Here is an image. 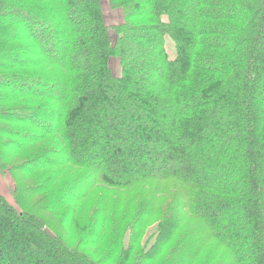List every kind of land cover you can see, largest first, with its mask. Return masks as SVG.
<instances>
[{"label":"trees","instance_id":"16d2710c","mask_svg":"<svg viewBox=\"0 0 264 264\" xmlns=\"http://www.w3.org/2000/svg\"><path fill=\"white\" fill-rule=\"evenodd\" d=\"M0 170V264H264V0H0Z\"/></svg>","mask_w":264,"mask_h":264},{"label":"rangeland","instance_id":"374dc122","mask_svg":"<svg viewBox=\"0 0 264 264\" xmlns=\"http://www.w3.org/2000/svg\"><path fill=\"white\" fill-rule=\"evenodd\" d=\"M103 9L105 12V18H106L108 25L114 26V25H117V24H120L123 22V13H122L121 9H117V10L112 9V7L108 1L103 3ZM79 11H80V8L78 9V12ZM36 30H38V27H36ZM46 49L49 50L50 49L49 46L46 45ZM168 49H169L171 54H174L173 45H168ZM111 61H112L111 66H112V69L114 70L115 75L119 76L121 74V63H120V61L117 58H113ZM150 64H151V62H150V58H149L148 67ZM18 118H20V119L24 118L23 114L19 115ZM42 127H43V125H42ZM3 140H5V139H2V141ZM47 146H48V141H46L45 143L43 142V144H41V145L39 144V145L32 147L30 149V152H32L34 149L35 150H41L42 148L44 149ZM21 162H23L22 159H17L16 164L19 163V165H20ZM97 162H99V161L96 160V164L92 163L90 165L94 168V167H96ZM79 168H81V167H79ZM34 175H37V178H38V175H41V173H37ZM62 179H65V177ZM32 181H33V176L28 179L27 183L30 184ZM14 192H15V182H14L11 174L9 173V171H1L0 170V195L4 196L10 205L16 207L19 210L20 207L16 203V200L14 198ZM165 195H166V193L163 194V196H165ZM240 240H238V241L241 242L242 240L241 241ZM217 247H218L217 244H215L214 242L210 243L207 246V248L203 251L202 255L200 256V258L196 264H217L219 262V260L222 259L223 254H224V250L218 249ZM97 255L98 254H96V257H97Z\"/></svg>","mask_w":264,"mask_h":264}]
</instances>
